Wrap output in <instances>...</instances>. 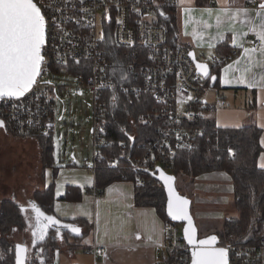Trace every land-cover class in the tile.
<instances>
[{"label": "built area", "instance_id": "1", "mask_svg": "<svg viewBox=\"0 0 264 264\" xmlns=\"http://www.w3.org/2000/svg\"><path fill=\"white\" fill-rule=\"evenodd\" d=\"M45 21L46 36L43 58L34 84L19 96L0 98V121L21 136L52 134L56 96L62 89H87L93 98V159L100 155L106 129L104 94L115 87L110 77L112 60L102 47L105 32L111 27L113 43L132 51L128 69L140 82L130 86L133 94L151 93L156 105L139 114L143 123L160 120L156 137L141 158L135 159L134 170L155 171L157 166L170 172L179 150L192 149L203 134L200 119L207 116L204 96L212 88L211 74L203 76L190 55V49L168 40L167 28L161 21L177 0H33ZM247 6H257L258 0H245ZM260 37L249 38L242 49L258 50ZM235 56L237 51L230 53ZM90 72L69 74L52 72L53 64L85 62ZM219 55L213 63L223 62ZM65 76L59 80V76ZM217 96L215 102H221ZM96 163H94V167ZM136 182L144 179L136 175ZM95 191V189H94ZM164 241L156 245L158 264H190L191 252L182 232V224L169 217L164 219ZM264 229V218H263ZM253 239L225 243L227 264H264V233ZM106 251L103 244H94L86 252L95 259ZM42 250L32 251L25 264H43Z\"/></svg>", "mask_w": 264, "mask_h": 264}, {"label": "crops", "instance_id": "2", "mask_svg": "<svg viewBox=\"0 0 264 264\" xmlns=\"http://www.w3.org/2000/svg\"><path fill=\"white\" fill-rule=\"evenodd\" d=\"M258 3L257 6H247L245 0H205L203 3L198 0H177L176 14L179 42L193 49L199 59L208 61L212 70L215 65L219 69L218 84L205 94L207 116L215 118L221 127H238L248 117H253L262 128L260 141L263 150L257 164L264 168V0H258ZM256 36L262 40L258 50L242 49L249 38ZM220 43L231 47L228 54L217 51ZM233 50L237 51L234 57L230 54ZM215 55L221 56L224 61L213 63L212 57ZM253 92L256 93L257 105L255 109H249L247 105L253 99ZM217 96L222 97L221 102H215ZM1 126L16 135L8 124L0 121ZM17 136L24 139L9 141V148L16 143L24 145L26 142L34 144V148L33 158L26 159L30 165L26 169L27 174H23L25 179L19 181L17 178L15 186L7 185V189H11L10 198L21 204L27 218L16 238L15 263L18 244L27 247V261L34 245L44 241L50 229H55L57 247L51 260L42 251L45 257L43 264H158L155 246L164 241L165 217L154 206L136 204L133 180L114 181L102 192H95L92 189L95 182L93 157L90 164L81 155H74L73 160L65 153L57 159L55 156L57 170L54 174V166L43 167L42 148L38 140L35 137ZM7 182L3 181L0 188ZM52 182L55 184V213L51 215L65 223L55 228L47 227L46 219L38 217L36 213L37 208L44 210L32 203L34 191L44 189ZM68 185L81 189L80 200L63 199ZM191 185L192 189L184 191L182 185L177 187L192 200L191 210L199 235L217 233L220 226L201 228L198 220L223 221L237 214L231 204L233 183L230 174L225 171L205 172L191 179ZM187 186L185 182L184 187ZM75 219L84 220L83 223L69 221ZM94 244L106 246L105 253L98 259L86 252V248ZM223 244L220 240L219 245ZM39 248L42 250V247Z\"/></svg>", "mask_w": 264, "mask_h": 264}, {"label": "trees", "instance_id": "3", "mask_svg": "<svg viewBox=\"0 0 264 264\" xmlns=\"http://www.w3.org/2000/svg\"><path fill=\"white\" fill-rule=\"evenodd\" d=\"M199 3L205 0H198ZM161 21L167 28L168 40L173 44L178 40L179 25L176 7L167 10ZM187 46V45H186ZM102 47L106 56L112 60L110 77L115 82V87L104 94L105 115L103 116L105 143L100 148V155L96 157L94 167L95 182L93 190L102 192L110 183L128 179L135 182V202L137 205H150L156 207L158 213L165 218L167 194L161 181L147 170H134L132 162L141 158L156 137L161 121L143 123L139 120L141 112L152 109L157 103L151 93L141 92L133 94L130 86L139 83L140 77L131 69L128 63L132 59V51L128 48L116 46L112 41L111 27L105 32ZM230 46L220 43L217 51L220 54L230 52ZM228 54V53H227ZM61 71L76 74L84 71L90 72L87 61L75 63L67 62L53 64L52 72L56 75ZM219 81V69L215 65L212 70ZM257 105L256 93L249 109ZM199 123L203 127V134L196 145L190 150H179L173 160L170 170L177 178H187L189 186L191 179L205 172L225 171L230 174L233 183V208L237 212L234 216L223 219L217 235L222 243H235L253 239L248 237L264 233V168L259 167L257 159L263 150L261 145L262 128L253 117H248L243 125L238 127H221L215 118L205 116ZM11 130V129H10ZM12 131V130H11ZM18 135L17 133L13 132ZM21 136V135H20ZM42 148L43 167L57 166L53 146V135L45 136L36 134ZM144 179V183L136 182L135 176ZM55 184L34 193L32 203L41 207L46 213L54 214ZM188 187V186H187ZM82 197L81 189L75 185H68L63 199L77 201ZM25 211L15 200L4 199L0 203V264L15 263L16 235L26 224ZM84 219L69 220L70 222L83 223ZM85 233V232H84ZM58 239L55 229H50L47 238L34 245L33 250L42 247L47 259L53 258ZM32 250V251H33Z\"/></svg>", "mask_w": 264, "mask_h": 264}, {"label": "water", "instance_id": "4", "mask_svg": "<svg viewBox=\"0 0 264 264\" xmlns=\"http://www.w3.org/2000/svg\"><path fill=\"white\" fill-rule=\"evenodd\" d=\"M45 36L44 17L33 0H0V98L19 96L34 84L43 58ZM190 55L198 71L208 77L212 71L210 63L199 59L193 49ZM216 78L215 73L211 75L212 86ZM149 172L165 188L168 217L182 223V232L192 256L190 264H227L229 251L227 247L219 245V236L216 233L199 235L191 210L192 200L179 191L175 174L161 166ZM36 213L38 217L46 219L47 227L65 225L40 208L36 209ZM16 249V264H25L27 247L18 244Z\"/></svg>", "mask_w": 264, "mask_h": 264}, {"label": "rangeland", "instance_id": "5", "mask_svg": "<svg viewBox=\"0 0 264 264\" xmlns=\"http://www.w3.org/2000/svg\"><path fill=\"white\" fill-rule=\"evenodd\" d=\"M58 78L59 80H63L65 76L61 75ZM93 105L92 93L87 89H62L60 94L56 96L52 126L53 146L56 159L59 155L63 156L65 153L70 160H73L74 155H81L85 156L90 164L92 163ZM2 127L3 126L0 127V186H2L3 181L8 182L0 188V195L2 194L0 203L4 199L14 200L9 196L11 189H7V185L14 184L15 186V180H17V178H19V181L25 179L23 174H27L26 169L30 165L26 159L31 160L34 148V144H29L28 142L24 145L16 143L14 147L9 148V141L24 138L10 134L8 130ZM31 139L33 140L34 138H25V140ZM35 140L37 141V138ZM37 143L39 144L38 141ZM176 182L177 186H179V184L182 185L183 191L193 188V185L184 187L185 182L189 184L187 178H177ZM41 189L42 188L36 189L34 193ZM221 222L222 220L215 219L198 220V224L201 228L207 225L221 226ZM18 232H20V230ZM18 235L19 234L15 237L17 238Z\"/></svg>", "mask_w": 264, "mask_h": 264}]
</instances>
